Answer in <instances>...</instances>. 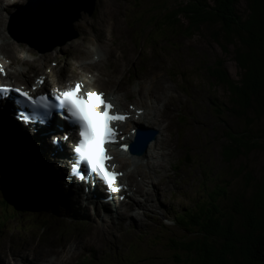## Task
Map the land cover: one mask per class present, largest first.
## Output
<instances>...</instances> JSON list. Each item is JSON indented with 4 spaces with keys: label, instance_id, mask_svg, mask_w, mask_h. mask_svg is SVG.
Listing matches in <instances>:
<instances>
[{
    "label": "rangeland",
    "instance_id": "1",
    "mask_svg": "<svg viewBox=\"0 0 264 264\" xmlns=\"http://www.w3.org/2000/svg\"><path fill=\"white\" fill-rule=\"evenodd\" d=\"M22 3L19 6L5 5L0 11V39L3 43L0 51L8 61L6 65L10 63L8 67H0L6 70L7 80L17 85H26L28 83L23 78L32 79L46 68H50L56 75L65 66L64 75L58 77L62 82L65 81L62 84L81 79L89 85V89L105 92L107 95H118L116 99L125 110L128 105L146 108V126L158 131V126L154 124V115L158 111L156 97L161 95L157 90L163 89L156 85V90L150 80H145V75L151 71L154 75L158 74L175 95L172 117L175 127L172 131L171 128L165 130L163 127V136L171 139V153L165 149L157 133L155 146L151 143L147 156L140 157V162H135L143 165L139 167V171L136 164L123 159V167L128 172L127 181L125 177L124 181L133 189L135 187L132 183L141 182L138 185L140 196L131 195L128 203L137 202V205L132 209L131 205H126L130 209L127 214L122 210L124 214H119L118 217L106 216L104 213L102 217L101 212L98 214L97 211V216H92L88 208H85L83 211L72 210L74 216H71L61 199L59 209L54 205V192L50 188L55 187L46 185L45 177H40L45 192L41 196L37 190L39 184L30 180L33 177L30 174L29 180L34 187L33 190L28 187V190L31 191L30 201L33 203H30L31 207L29 204H22L25 209L20 207L22 212L30 214L8 220L0 227V246L19 250L20 246L26 244L35 246L39 251L46 249L43 253L45 259L39 256L37 264H186L183 263L185 255L176 253L170 247V240L183 239L187 235L171 223L173 214L192 208L204 200L207 193L218 187L225 188V198L220 202L221 209L225 210L232 205L236 196L244 194L252 186V180L258 181L263 173L264 154L260 151L240 156L231 163H225L221 157L226 135L238 134L247 129L252 117L249 114L239 118L229 113L231 105L228 91L209 74L212 67L223 64V70L232 79H239L235 48L229 46L225 52L208 35L210 29L207 27L202 33L186 38L181 32L160 29V18H157L158 24L154 25L157 13L164 7L176 4V0H96L90 16L81 13L71 24L72 33L77 34V37L42 54L38 46L53 45L64 35L59 32V37L52 35L30 41L19 29L13 31L11 19L23 9L20 8ZM100 6L112 11L110 18L105 21L99 16ZM236 11L245 17L247 1L238 0ZM220 42L225 44L222 38ZM7 45L10 46L8 50ZM39 55L44 58L40 59ZM116 60L118 69L112 73ZM73 62L77 66L75 70L68 67ZM79 66L87 67L90 72L85 74ZM14 71H21L23 74H14ZM69 74L73 75L72 81L71 77H67ZM56 80V77L49 80L45 87L56 85ZM116 88L121 91H114ZM263 126L264 120H260L254 121L250 128L256 131ZM10 144L8 141L3 144L0 157L14 161L24 152L19 148L14 153L15 146L9 148ZM7 150L9 155H6ZM167 152L168 155H163ZM157 162L163 164L164 169L158 168L160 166L156 165ZM150 163L153 164V169ZM17 173L19 172L12 169L10 174L16 177ZM140 173L143 175H139ZM5 174L11 176L9 173ZM5 174L1 171L2 201L6 199L2 179ZM145 174L146 177L141 181V176ZM34 192L38 196L40 194V198H44L51 207L43 208ZM6 205L9 208L8 201ZM10 213V209H7L2 219H6L5 215ZM91 220L93 224L104 228L103 240L99 243L87 242L85 233ZM118 220L122 224H118ZM134 220L140 222L141 226L138 227ZM41 224L44 225L43 228L38 229ZM8 236L11 243L8 242ZM13 254L7 252L0 256V264H25L33 261L30 252L24 257ZM176 257H180L179 260Z\"/></svg>",
    "mask_w": 264,
    "mask_h": 264
},
{
    "label": "trees",
    "instance_id": "2",
    "mask_svg": "<svg viewBox=\"0 0 264 264\" xmlns=\"http://www.w3.org/2000/svg\"><path fill=\"white\" fill-rule=\"evenodd\" d=\"M246 1L247 14L242 17L236 11L238 0H176V4L157 13L153 24L157 25L160 18V29L181 32L186 38L207 27L208 35L225 52L229 46L235 48L239 79H232L223 64L212 67L209 74L228 91L229 113L239 118L252 115L247 124L250 128L254 121L264 120V0ZM220 36L225 44L220 42ZM248 128L226 135L221 148L225 163L254 151L264 154V126L256 131ZM9 165L7 159L0 157V174H5ZM2 179L6 199L0 200V215L4 216L7 209L27 215L20 209L24 203L30 205L31 200L25 179L8 178L6 174ZM251 185L225 210L220 204L225 188L218 187L192 208L174 214V225L187 235L169 243L173 251L185 255L183 263L264 264V166L259 180H252ZM5 216L15 218V214Z\"/></svg>",
    "mask_w": 264,
    "mask_h": 264
},
{
    "label": "snow or ice",
    "instance_id": "3",
    "mask_svg": "<svg viewBox=\"0 0 264 264\" xmlns=\"http://www.w3.org/2000/svg\"><path fill=\"white\" fill-rule=\"evenodd\" d=\"M0 74H3L2 68ZM10 93L16 94L20 112L18 119L43 124L55 110L74 130L78 129L79 140L73 146L72 173L85 182L91 176L98 177L109 191L117 190L116 181L122 173L115 172L116 166L108 163L112 157L105 146L116 142L118 133L114 125L123 123L127 117L116 112L115 106L104 99L103 93L84 91L83 85L77 82L51 98L47 94L33 97L19 88L0 85V99H6ZM50 99L54 102L50 103ZM25 110H28L27 117ZM120 139L123 140V136ZM127 147L126 144L120 145L124 151H127Z\"/></svg>",
    "mask_w": 264,
    "mask_h": 264
},
{
    "label": "bare ground",
    "instance_id": "4",
    "mask_svg": "<svg viewBox=\"0 0 264 264\" xmlns=\"http://www.w3.org/2000/svg\"><path fill=\"white\" fill-rule=\"evenodd\" d=\"M31 1H34V0H31ZM19 2V1H18ZM17 2V3H18ZM99 16L103 19V21H105V20H107L108 18H110V16H111V13H112V11H111V9H109V8H107L106 9V7H103V6H100V8H99ZM44 16H46V14H44ZM100 26V25H99ZM101 27V26H100ZM99 27V28H100ZM101 29V28H100ZM105 29V28H104ZM99 31V30H98ZM102 35V34H101ZM36 36V35H35ZM34 36V37H35ZM103 36V35H102ZM2 43V42H1ZM9 45H7L6 46V49L8 50L9 49ZM29 53H31V51H28ZM0 53H1V51H0ZM70 53V52H69ZM2 54V53H1ZM43 54V53H42ZM71 55V54H70ZM33 56V55H32ZM112 56H115V55H112ZM39 58L40 59H42V58H44V56L43 55H39ZM38 58V59H39ZM72 59L74 60V58L72 57ZM77 59V58H76ZM79 59V58H78ZM37 60V59H36ZM35 60V61H36ZM78 61V60H77ZM6 62H8L7 61V59L5 58V55H2V58L0 57V65H5V66H9V64H7L6 65ZM115 62V61H114ZM78 64V63H77ZM116 66H113L112 67V69H111V72L112 73H114L115 71H117V60H116ZM89 65V64H88ZM93 66H95V64H92ZM68 67L70 68V69H72V70H75L76 69V64H75V62L74 63H70V64H68ZM79 68L82 70V71H84V73L85 74H87V73H89L90 72V70L87 68V67H85V66H79ZM59 73H60V77H62L63 75H64V73H65V69H62V71L60 70L59 71ZM153 72H147V74L145 75V80L147 81V79L148 80H150L149 82H150V84H153V85H155V89H156V85H159V86H161V88L163 89V90H157L161 95H159V96H157L156 97V103H157V106H158V111L155 113V115H154V124L156 125V126H158V128H159V130L157 131V133H159V136L161 137L160 138V140L162 141V144L164 145V147H165V149L166 150H168L170 153L172 152V143H171V139L169 138V136H163V132H164V130H163V127H164V129L165 130H167V129H169V128H171V131H172V129L175 127V123L173 122V120H172V117H173V115H174V112H173V105L175 104V99H173V96H175V95H173L172 94V91H171V89H170V87H169V85L168 84H166L162 79H161V77L157 74V75H154V73L152 74ZM14 74H17V75H21V74H23L21 71H14ZM55 74V73H54ZM12 75V74H11ZM51 77V76H50ZM108 77V76H107ZM65 78V77H64ZM57 79V78H56ZM83 84V90L85 91V88L86 87H89V85L88 84H85V83H82ZM4 100H8L11 104H14V101H13V99L12 98H10L9 96L6 98V99H4ZM142 111H143V117H144V123H145V119H146V117H147V110H144L143 109V107H142ZM129 113V112H128ZM53 114V113H52ZM57 115L58 114V112H54V115ZM135 116L132 114L131 115V117H130V119H129V121L130 120H135ZM135 123H141L140 121H138V120H135V121H130V124H132V126L134 127V125H135ZM131 137V136H130ZM157 135H156V137H155V139H153L154 140V143L151 141V143H153L154 144V146H155V144H156V140H157ZM7 139V140H6ZM7 141H8V143H11V144H13L14 146L15 145H17V146H20V145H22V146H24L25 144H27L26 142H21V141H25V140H23V138H22V136H21V134H20V132H19V130L17 129H15L14 128V126H13V122L12 121H10V120H8L6 117H2V114L0 113V144H4V143H7ZM19 141L21 142V143H19ZM161 143V142H160ZM10 144V145H11ZM10 145H9V148H11L10 147ZM151 145V144H150ZM4 146V145H3ZM5 148V147H4ZM27 148V151L28 150H30L31 149V147L30 146H27L26 147ZM149 148V147H148ZM2 150L3 149H0V154H1V152H2ZM157 150V149H156ZM9 150H7V154L6 155H9V152H8ZM169 152H167L166 154H163V155H168L169 154ZM42 154V153H41ZM43 155V154H42ZM11 156V155H10ZM131 157H133V158H131V159H133L132 161H131V163H133V164H136V167H138V171H139V167L142 165V164H138V163H135V162H137V158H138V156H135V155H130ZM147 156V155H146ZM19 157V156H18ZM145 157V156H144ZM158 157V156H157ZM11 158V157H10ZM26 158V159H25ZM21 159H22V161H23V164L27 167L28 165H29V167H32L33 169L36 167V165L35 164H33V163H31V161H29V159L30 160H32L33 161V158L31 157V158H29V159H27V157H25L24 155L23 156H21ZM35 159H37V158H35ZM38 159H40V158H38ZM135 159V160H134ZM50 160V159H49ZM8 161L10 162V159L8 158ZM55 162V161H54ZM149 163V162H148ZM45 164H47L46 162H45ZM45 164H39L40 166H41V168L43 169V170H45V183H49L51 180H53V178L55 177V174L57 173V171H55V170H52L50 167H48L47 165H45ZM151 164V163H150ZM146 165H147V163H146ZM156 165H158V166H160V167H162L163 166V164H161V163H157ZM143 166V165H142ZM149 166V165H148ZM152 166H153V164H151V168H152ZM154 167V166H153ZM153 169V168H152ZM137 171V172H138ZM142 173H140L139 175H141ZM143 175V174H142ZM146 177V174H145V176H141V181H143L144 180V178ZM149 180V179H148ZM148 180H146L145 182L147 183V181ZM54 182H56V181H54ZM136 182V181H135ZM139 183H141V182H136L135 184L134 183H132V186H134L135 187V189H133L132 187H131V185L128 183V188H130V189H133L134 190V193L136 194H140L139 192H138V188H139ZM53 192V191H52ZM39 193L41 194V196L43 195V193H44V195H45V192L44 191H39ZM40 194H39V196H38V194L37 193H35L34 192V195H35V198H38L41 202V206L43 205V206H49V204L48 203H46L45 202V200H44V198H40ZM77 195V194H76ZM100 195H103V194H100ZM63 197H64V200H65V204H70V202H72L70 199H69V194H65L64 193V195H62ZM46 198V197H45ZM57 198V199H56ZM56 198H55V200H54V205H57L58 207L59 206H61V203L62 202H60V194L58 195L57 194V196H56ZM146 198V197H145ZM145 198H144V200H145ZM148 199H149V197H147ZM36 201V200H35ZM37 203H38V201H36ZM30 203H33V202H31L30 201ZM78 204L80 205V208H82L83 207V205L82 204H80L79 202H78ZM70 206V205H69ZM107 206V205H106ZM121 206H122V208H121ZM126 204H122V203H118V202H115L114 204H113V207L111 208V210H109L108 211V215L110 216V217H118L119 216V214H122V210H124L125 212H126V214H127V212H129V210L132 208V206H133V204L131 205V208L130 209H127L126 207ZM37 207V206H36ZM49 207H51V206H49ZM108 207L110 208L111 207V205H108ZM107 208V207H106ZM98 211V210H97ZM97 211H95V212H97ZM55 213V212H54ZM103 213V212H102ZM98 214H99V211H98ZM129 214V213H128ZM119 219H120V217H119ZM134 222L136 223V225H138V227H140L141 226V223L140 222H137V220L135 221L134 220ZM118 224H122V221L121 220H118ZM86 229V228H85ZM85 233V232H84ZM103 233H104V228L103 227H98L97 225H95V224H93V223H89V225H88V228H87V230H86V235H87V242L88 243H90V244H94V243H99L101 240H103ZM79 236V235H78ZM81 237V236H80ZM84 237V236H83ZM79 238V237H78ZM73 239V238H72ZM71 240V239H70ZM106 239H104V241H105ZM69 241V240H68ZM83 241H84V238H83ZM8 242H10L11 243V238H10V236H8ZM29 244V243H28ZM34 244V243H33ZM10 245V244H9ZM38 245V244H37ZM49 248V247H48ZM54 248V247H53ZM0 249L2 250V251H0V256H2L3 254H5V253H7V252H12V253H14L13 255H15V256H20V255H22L23 257L26 255V253H28V252H30V253H32V255H33V261L30 263V262H27V263H25V264H37V261H38V257L39 256H41L42 258H44L45 259V256L43 255V253H44V251L46 250H44V249H41L40 251L38 250V249H36L35 248V246H33V245H29V246H27L26 244H25V246H20L19 247V250H11L10 248H8V247H3L2 245L0 246ZM54 250V249H53ZM47 252V251H46ZM58 252V251H57ZM49 253V252H48ZM35 261H36V263H35ZM64 262V261H63ZM62 264V263H61Z\"/></svg>",
    "mask_w": 264,
    "mask_h": 264
},
{
    "label": "water",
    "instance_id": "5",
    "mask_svg": "<svg viewBox=\"0 0 264 264\" xmlns=\"http://www.w3.org/2000/svg\"><path fill=\"white\" fill-rule=\"evenodd\" d=\"M94 0H86L82 3L81 0H42L39 3L36 2L35 5H29L26 7L25 12L18 15L16 25L22 28L28 33L39 32L41 34L53 33L56 31H65L70 30L71 21L75 20L80 11L87 9V5L92 6ZM48 10L54 19V24L51 22H43L40 18V13L43 10ZM63 43V42H62ZM56 43V45H61ZM154 133H150V138H153ZM139 141V140H138ZM137 141V142H138ZM145 149V146L143 150ZM136 154H140L141 151H133ZM25 209V208H24ZM12 214H15V218L21 217L26 214H17L12 209H10ZM30 212H34L29 210ZM27 213V212H26ZM35 213V212H34ZM30 214V213H27ZM37 216V215H36ZM3 216L0 215V222H3L2 226L8 221L12 220L5 216L6 219H2Z\"/></svg>",
    "mask_w": 264,
    "mask_h": 264
}]
</instances>
